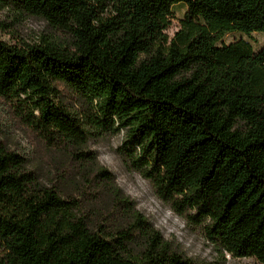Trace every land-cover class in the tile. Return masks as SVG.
Here are the masks:
<instances>
[{
	"label": "trees",
	"instance_id": "1",
	"mask_svg": "<svg viewBox=\"0 0 264 264\" xmlns=\"http://www.w3.org/2000/svg\"><path fill=\"white\" fill-rule=\"evenodd\" d=\"M66 42L0 38V99L60 150L86 201L41 186L0 139V264H201L97 167L90 131L126 130L134 170L206 240L264 264V0H0ZM187 10L173 38V8ZM80 180L79 182L77 181Z\"/></svg>",
	"mask_w": 264,
	"mask_h": 264
},
{
	"label": "rangeland",
	"instance_id": "2",
	"mask_svg": "<svg viewBox=\"0 0 264 264\" xmlns=\"http://www.w3.org/2000/svg\"><path fill=\"white\" fill-rule=\"evenodd\" d=\"M187 10L185 4L173 8V20L166 33L173 38ZM0 38L9 44L20 42L39 43L51 40L66 42V35L54 29L43 19L20 15L11 4L0 7ZM244 40L255 52L264 47V33L251 35L232 33L223 37L221 44ZM0 139L8 148L23 156L26 168L36 174L41 186L56 187L65 197L86 201L79 189L68 180H62L56 167L71 168L60 150H51L39 144L19 120L12 103L0 99ZM126 130H109L98 133L90 131L87 149L96 155L97 167L107 169L114 182L128 196L164 238L188 258L201 264H260L253 258L236 259L222 253L218 246L206 240L201 229L190 226L184 218L176 215L170 207L156 196L151 183L134 170L125 151ZM119 145V147H117ZM77 181L79 182L80 180ZM171 237V239L169 238Z\"/></svg>",
	"mask_w": 264,
	"mask_h": 264
},
{
	"label": "clouds",
	"instance_id": "3",
	"mask_svg": "<svg viewBox=\"0 0 264 264\" xmlns=\"http://www.w3.org/2000/svg\"><path fill=\"white\" fill-rule=\"evenodd\" d=\"M117 147H119V145H117ZM171 239V237H169Z\"/></svg>",
	"mask_w": 264,
	"mask_h": 264
}]
</instances>
